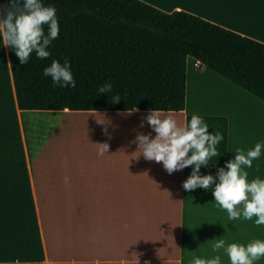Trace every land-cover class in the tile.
<instances>
[{"label": "crops", "instance_id": "1", "mask_svg": "<svg viewBox=\"0 0 264 264\" xmlns=\"http://www.w3.org/2000/svg\"><path fill=\"white\" fill-rule=\"evenodd\" d=\"M142 1L264 43V0ZM149 111L22 109L0 37V264H189L193 255H220L230 264L223 249L213 251V239L264 240L255 218L228 219L215 202V185L183 188L194 166L169 174L138 152L139 132L156 135L146 121L140 127ZM159 111L181 122L199 115L210 134H223L219 156L201 167L202 175L216 177L237 147L264 143V100L191 56L184 107ZM103 143L109 149L100 155ZM245 170L249 181L264 179V149Z\"/></svg>", "mask_w": 264, "mask_h": 264}, {"label": "trees", "instance_id": "2", "mask_svg": "<svg viewBox=\"0 0 264 264\" xmlns=\"http://www.w3.org/2000/svg\"><path fill=\"white\" fill-rule=\"evenodd\" d=\"M11 4V0H0ZM23 3V0H12ZM56 13L60 32L38 59L21 64L8 47L22 109L179 110L185 64L191 56L264 100V43L183 10L163 11L142 0H42ZM47 34L48 26H44ZM67 59L76 87L53 86L43 70ZM110 82L111 92L98 94ZM119 94V103L111 97Z\"/></svg>", "mask_w": 264, "mask_h": 264}, {"label": "clouds", "instance_id": "3", "mask_svg": "<svg viewBox=\"0 0 264 264\" xmlns=\"http://www.w3.org/2000/svg\"><path fill=\"white\" fill-rule=\"evenodd\" d=\"M10 6L17 8L19 4L11 0ZM23 9L19 14L8 11L6 18L0 11V37L5 47L15 50L21 64H27L33 52L38 59L49 58L51 53L47 49L60 32L56 8L44 7L42 0H23ZM45 25L48 26L47 34ZM43 75L51 77L55 87H76L67 59L63 64L59 60H52L50 66L44 68ZM112 89V83L106 82L98 88V94H107ZM120 100L121 97L117 94L111 97L110 102L119 103ZM145 121L155 132V138H152L151 133L139 132L133 143L138 144V152L146 160L162 163L169 174L194 166L189 177L183 182L186 191L197 188L212 189L215 185L212 191L215 202L221 209L226 210L230 221L241 218L251 221L255 218L256 226L264 225V179L257 177L249 181V173L245 170L252 168L253 161L260 158L264 143L257 142L253 148L247 150L237 147L235 159L228 161L225 167L219 168L216 177L211 174L202 175L201 167L208 166L213 157L219 156L217 145L224 139L222 133L210 134L209 125L196 114L191 116L190 122H181L172 113L165 115L154 109L149 111L140 127L144 126ZM104 131L107 134V127ZM99 145L100 155L108 152L107 143ZM213 241V251L223 249L230 264H254L264 258V240L261 239H253L247 245L226 244L223 238H215ZM15 264L21 262L16 260ZM189 264H221V256L205 259L193 255Z\"/></svg>", "mask_w": 264, "mask_h": 264}, {"label": "water", "instance_id": "4", "mask_svg": "<svg viewBox=\"0 0 264 264\" xmlns=\"http://www.w3.org/2000/svg\"><path fill=\"white\" fill-rule=\"evenodd\" d=\"M19 4V7L17 8H11V4H5V3H2L0 1V11H2L3 13V17L6 18L7 17V13L8 11H14L16 12V14H19L20 12L24 11L23 9V3H18ZM44 7H48V6H52V7H55L56 8V13H62V14H65L67 13L69 10L61 5H48V4H43Z\"/></svg>", "mask_w": 264, "mask_h": 264}]
</instances>
